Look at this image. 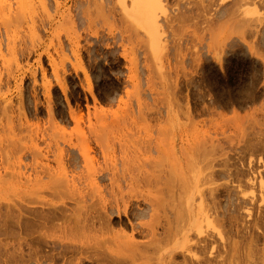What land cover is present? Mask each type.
Instances as JSON below:
<instances>
[{
    "label": "rangeland",
    "instance_id": "1",
    "mask_svg": "<svg viewBox=\"0 0 264 264\" xmlns=\"http://www.w3.org/2000/svg\"><path fill=\"white\" fill-rule=\"evenodd\" d=\"M144 2L0 0L22 264H264V0Z\"/></svg>",
    "mask_w": 264,
    "mask_h": 264
},
{
    "label": "bare ground",
    "instance_id": "2",
    "mask_svg": "<svg viewBox=\"0 0 264 264\" xmlns=\"http://www.w3.org/2000/svg\"><path fill=\"white\" fill-rule=\"evenodd\" d=\"M145 0H131L132 14L129 15L130 18L135 19L136 22L147 29L150 34L152 33V24L150 17L147 15L146 10L149 5L145 4ZM150 38V46L154 45L155 39ZM18 203V202H17ZM14 203V205H2L0 203V264H22L24 262V254L21 248V243L18 242L14 245H8L5 240L15 239L19 236L23 227L28 226L27 217L36 219V221H45L49 224L50 220L57 215L61 208L59 206H46L44 209L38 210L35 208H29L22 203ZM32 204V202H29ZM188 202L184 199V209H187ZM183 213V209H182ZM40 221L41 224H43ZM148 229V225L145 226ZM176 245H172V249L176 248ZM161 250L157 252L155 264L160 261Z\"/></svg>",
    "mask_w": 264,
    "mask_h": 264
}]
</instances>
